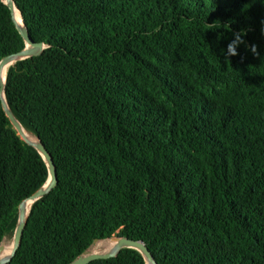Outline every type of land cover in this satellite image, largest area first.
I'll list each match as a JSON object with an SVG mask.
<instances>
[{
  "label": "trees",
  "instance_id": "trees-1",
  "mask_svg": "<svg viewBox=\"0 0 264 264\" xmlns=\"http://www.w3.org/2000/svg\"><path fill=\"white\" fill-rule=\"evenodd\" d=\"M14 2L45 47L4 92L57 184L6 264H68L113 235L158 264H264V0ZM24 46L0 0V60ZM47 179L0 97V244ZM89 264L147 263L123 247Z\"/></svg>",
  "mask_w": 264,
  "mask_h": 264
},
{
  "label": "water",
  "instance_id": "water-1",
  "mask_svg": "<svg viewBox=\"0 0 264 264\" xmlns=\"http://www.w3.org/2000/svg\"><path fill=\"white\" fill-rule=\"evenodd\" d=\"M3 1L8 5L11 11L13 21L15 22L17 29L19 30L20 34L22 35L25 41V46L18 51H15L11 54L6 55L4 58L0 60V97H1L2 105L5 110L6 115L9 117L12 125L17 130L21 138L25 142L36 147L38 151L43 155L47 163V166H48V179L44 183V185H42L32 195L24 199L19 204L17 224H16L15 231H14L13 238H12L13 248L9 255L5 257H0V264H6L16 254L17 249L21 243L27 216H28L30 206L32 205V203L36 201L37 199L43 197L47 193H49L57 184V169H56V165H55L52 154L45 147V144L42 142V140L39 137H36L38 141L34 142L26 136L25 128L23 127L21 122L17 119V117L15 116V114L13 113L11 107L9 106L7 102L5 92H4L6 77L4 79L2 78V70L4 67L7 66L8 68L10 64H12L18 59L26 58L28 56L40 53L42 49L45 47V43L36 42L33 40L23 20V17H22L23 26H21L18 23L15 17V12L13 8V5L15 4L14 0H9V1L3 0ZM29 204L30 206L29 208H27ZM112 238L117 239L116 243L114 244L112 248L105 250V251H100V252H92L89 249H87L86 251L82 252L80 255H78L75 259H73L68 264H89L90 262L96 259H106V258L114 257L118 255L119 251L123 247H132V248L138 249L143 254L147 264H158L155 256L150 251L148 245L146 244L144 240L142 239L137 240V239H133L127 236H116ZM97 240L98 239H95L94 242ZM2 248H3V242L0 244V251Z\"/></svg>",
  "mask_w": 264,
  "mask_h": 264
},
{
  "label": "bare ground",
  "instance_id": "bare-ground-1",
  "mask_svg": "<svg viewBox=\"0 0 264 264\" xmlns=\"http://www.w3.org/2000/svg\"><path fill=\"white\" fill-rule=\"evenodd\" d=\"M5 1H9V0H5ZM13 8H14V12H15L16 20L18 21V23H19L21 26H23L22 16H21V14H20V12H19V10H18V8L16 7L15 4L13 5ZM6 67H7V66H6ZM6 67H4L3 70H2V78H3V79L6 77V76H5V68H6ZM25 134H26V136H27L30 140H32V141H34V142H37V141H38L37 138L34 137L33 135H31L26 129H25ZM29 206H30V204L27 206V208H29ZM111 239H112V238H111ZM116 240H117L116 238H113L112 241H111V243H109V244L107 245V247L111 246L110 248H112V247L114 246V244L116 243ZM12 248H13V244L11 245V244L3 243V248H2L1 251H0V257H5V256L9 255V254L11 253V251H12ZM110 248H109V249H110ZM107 250H108V249H107ZM92 252H97V251H92Z\"/></svg>",
  "mask_w": 264,
  "mask_h": 264
},
{
  "label": "rangeland",
  "instance_id": "rangeland-1",
  "mask_svg": "<svg viewBox=\"0 0 264 264\" xmlns=\"http://www.w3.org/2000/svg\"><path fill=\"white\" fill-rule=\"evenodd\" d=\"M112 237H116V235H113V236H111L109 238H105V239H100V240L98 239L97 241L93 242L92 245L88 249L90 251H97V252L105 251L111 247V246L107 247V245L109 243H111L112 240H108V239H110ZM3 243L12 245V239H7V240L3 241Z\"/></svg>",
  "mask_w": 264,
  "mask_h": 264
},
{
  "label": "clouds",
  "instance_id": "clouds-1",
  "mask_svg": "<svg viewBox=\"0 0 264 264\" xmlns=\"http://www.w3.org/2000/svg\"><path fill=\"white\" fill-rule=\"evenodd\" d=\"M241 42H242L241 36L238 34L236 38L231 43H229V45L227 46V50L224 51V55L226 56V58L228 56H234L237 54V45ZM253 51H255L254 45H253Z\"/></svg>",
  "mask_w": 264,
  "mask_h": 264
}]
</instances>
